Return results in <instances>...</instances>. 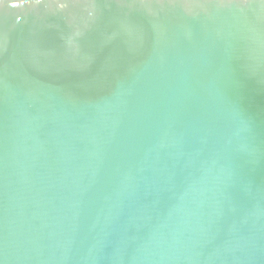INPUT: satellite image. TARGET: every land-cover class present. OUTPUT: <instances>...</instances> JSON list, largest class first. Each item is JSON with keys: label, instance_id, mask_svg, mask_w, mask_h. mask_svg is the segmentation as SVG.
Segmentation results:
<instances>
[{"label": "water", "instance_id": "water-1", "mask_svg": "<svg viewBox=\"0 0 264 264\" xmlns=\"http://www.w3.org/2000/svg\"><path fill=\"white\" fill-rule=\"evenodd\" d=\"M0 264H264V0H0Z\"/></svg>", "mask_w": 264, "mask_h": 264}]
</instances>
